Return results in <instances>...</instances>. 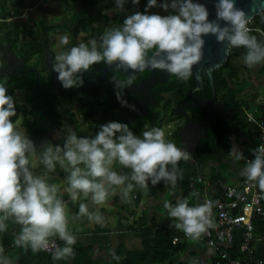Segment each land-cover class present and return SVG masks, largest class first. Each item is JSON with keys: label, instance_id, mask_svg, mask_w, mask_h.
I'll return each mask as SVG.
<instances>
[{"label": "clouds", "instance_id": "9594fccd", "mask_svg": "<svg viewBox=\"0 0 264 264\" xmlns=\"http://www.w3.org/2000/svg\"><path fill=\"white\" fill-rule=\"evenodd\" d=\"M128 2L114 0L121 11ZM139 3L131 0L134 6ZM154 7L169 14H150L148 10ZM214 8L215 19L210 21L208 9L198 0H147L143 12L126 15L119 26L107 27L98 39L92 37L59 51L52 57L51 70L64 89L80 86V75L94 64L115 65L126 73L131 70L126 80L112 77L117 99L126 105L122 90L134 83L136 73L152 69L181 81L192 77L193 66L203 57L204 36L226 42L225 55L233 48H243L240 60L246 67L264 66V30L249 26L252 17L238 8L235 0H216ZM259 14L264 17V11ZM59 43L68 45L69 36L62 35ZM16 109L6 82L0 83V234L10 232L11 222L15 247L34 254L50 251L53 261L75 255L77 235L70 228L69 202L78 203L72 223L86 220L103 227L106 218L99 206L110 196L118 194L123 203H128L136 188L147 192L149 182L155 186L163 181L175 187L183 177L179 163L192 159L186 149L166 139L162 128L152 127L137 136L119 121L99 125L92 135H78L71 126L63 125L55 134L62 138V144L45 140L38 150L27 130L14 122ZM247 119L264 129L251 113H247ZM228 155L234 161L245 160L239 176L256 190L254 199H264V143L251 149L250 159L235 145ZM116 164L127 171L116 170ZM41 166L44 171L37 173ZM58 168L65 173L63 188L49 176ZM229 194L238 193L229 189ZM192 196L198 198L199 193ZM218 204L205 197L194 206L187 198H178L175 203L165 201L163 206L173 221L170 227L187 239L199 241L216 227L213 209ZM109 254L114 260L120 259L115 251ZM16 260L0 244V264H16Z\"/></svg>", "mask_w": 264, "mask_h": 264}, {"label": "flooded vegetation", "instance_id": "af4514ba", "mask_svg": "<svg viewBox=\"0 0 264 264\" xmlns=\"http://www.w3.org/2000/svg\"><path fill=\"white\" fill-rule=\"evenodd\" d=\"M49 1L32 2L23 14L9 12V17L5 19L1 18L3 12L0 14V21H13L19 26L31 24L39 27L37 34L36 30L32 29L36 34L34 36H28L26 32L29 25L25 26V30L23 29L24 31L19 35V37L25 35L26 40L33 37L42 43L41 50L29 59L25 60L11 46L0 42V83L6 82L8 94L16 100L17 115L13 118L14 122L17 123L19 120L17 124L27 130L29 137L36 142L38 150L43 147L42 142L45 140L53 144H62V138H54L63 125L71 126L78 135H92L98 130L99 125L109 121H119L127 124L133 133L139 136L147 129V123L154 119L155 112L161 111L160 113H175L177 118L164 125L168 126L165 127L166 135L170 133V136L175 128L177 134L181 130L180 147L184 146L183 148L186 150L188 148L187 151L190 152L195 148L198 140L204 136V132L215 117L227 116L225 104L218 99L217 94L215 99L211 98L212 89L207 77L203 74H201L200 82L195 83L193 76L188 82L181 81L159 70L153 72L146 69L136 73L134 83L122 90V99L126 101V105L117 99L112 82V77H117L116 71L119 70L110 68L102 75L106 66L104 63L94 64L89 71L81 74L82 84L80 86L64 89L57 79V74L51 70L52 57L65 48L75 46L80 41L86 42L92 37L98 39L107 27L114 26L113 19L116 20L122 11L111 3L114 0L99 2L93 7L87 5V1L83 4L82 0L80 2L71 0L70 7L76 9L75 11L78 10L75 4H81L80 13L83 16L74 19L69 33L58 28V37H56L53 31L49 30L50 34L42 29L43 25L48 26L47 22H56L55 18L53 21L47 19L45 13L50 8L59 9L56 4L60 2L53 0L55 4L53 5ZM6 2L7 0L4 4ZM144 2L143 11L147 0ZM42 3L49 4L50 7H45ZM36 4L46 10L39 11ZM109 4L111 7H107ZM5 8L7 6L3 8L6 11ZM111 9L114 10L115 18L106 13ZM29 10L37 11L39 18L31 21L24 18L25 12ZM90 11H93L97 17L95 23L90 21L86 15ZM82 18L88 22V31L72 34L74 24ZM111 18L112 20L109 21ZM25 19L28 22H24ZM52 24L55 26L54 23ZM62 35L69 36V44L66 46L57 44ZM125 75L126 77L120 80H126L128 74ZM112 100L114 102L111 104ZM110 106L113 107L110 108ZM41 168L43 169L42 166Z\"/></svg>", "mask_w": 264, "mask_h": 264}, {"label": "trees", "instance_id": "16d2710c", "mask_svg": "<svg viewBox=\"0 0 264 264\" xmlns=\"http://www.w3.org/2000/svg\"><path fill=\"white\" fill-rule=\"evenodd\" d=\"M90 7L95 6L99 2L106 0H86ZM160 0H158V3ZM111 7V4L107 5ZM149 13H157L160 15H167L159 7H154L148 10ZM9 12H4L1 18L9 17ZM107 19V17L105 16ZM256 26L264 30V17L261 15L254 18ZM79 31H88V22L85 19L76 21L73 27L72 34ZM28 36H34L35 32L32 28L26 30ZM21 28L16 22L0 21V42L8 44L20 56L29 59L32 55L37 54L41 50L42 43L37 39L31 38L26 40L25 35L19 37ZM244 52L243 48H233L228 58L224 63L213 71L215 78V88L218 99L224 102L227 116H217L213 122L207 127L204 136L201 137L195 148L189 153L192 159L187 162L185 169L192 172L193 176L198 174V171L207 170V178L210 180H224L228 181L226 177L221 174V171L229 169L231 166V157L228 155L230 148L235 145V142L243 140L245 148L242 150L246 157H251V149L255 148L257 144L258 131L254 123L247 120L241 106L239 105L240 92L244 88V81L241 76V66L238 64L241 54ZM117 77L123 79L125 74L116 71ZM190 81V78L188 79ZM188 80H186L188 82ZM113 100L110 101L112 104ZM113 106H110L112 108ZM161 112V111H160ZM155 112L154 119L147 123V129L152 127H160L169 124L177 118L175 113H160ZM197 116V113H196ZM141 129V128H140ZM141 131V130H140ZM171 142H174L177 147H180L181 141L175 128L169 136ZM241 165L243 161H240ZM43 170L41 167L36 169ZM51 182L56 179L50 177ZM189 179V178H188ZM188 181V180H187ZM187 183V182H186ZM189 188L184 192V195L179 198H186ZM67 196L65 195V198ZM172 203H175L173 201ZM147 211L141 213L127 224V231L140 233L141 241L140 247L136 249H129L123 245H118L114 251L119 260L109 258L107 264H167L172 263L171 259L181 256L188 248L189 243H184L181 246L173 247L171 238L174 235V228L157 223L153 217L147 218ZM257 230L264 231V221H257ZM12 224L10 222V232L7 234H0V244L6 249V254L13 252L15 258L18 257L16 264H95L92 258L93 247L91 244L85 242L82 237L77 238V243L73 246L75 255L69 260L52 261L51 253L40 251L32 253L30 250L25 252L21 248L14 245L13 235L11 232ZM74 232V231H73ZM75 233V232H74ZM76 234V233H75ZM62 241L58 240V244L62 245ZM237 243V241H235ZM234 254V248L228 249ZM193 255V254H192ZM196 259L195 256H193ZM173 264V263H172ZM176 264H191L189 261L178 262ZM213 264V263H211Z\"/></svg>", "mask_w": 264, "mask_h": 264}, {"label": "rangeland", "instance_id": "374dc122", "mask_svg": "<svg viewBox=\"0 0 264 264\" xmlns=\"http://www.w3.org/2000/svg\"><path fill=\"white\" fill-rule=\"evenodd\" d=\"M41 1H44V0H41ZM144 1H146V0H140V3L138 5L134 6L131 4V0H129V2L124 5V11H122L121 14L118 15L119 19H118V16H117L116 20L113 19L112 23H114V26H119L123 22L126 15H128V14H132V13L137 12V11L143 12V7L145 4ZM4 2H5V0H0V14H1V12L6 13V11L11 12L12 14H17L18 12L24 13L25 9L27 7H30L32 2L36 3L37 0H7V2L5 4H4ZM49 2L53 5H55L53 0H50ZM57 2H60V3L56 4L59 9L53 8L54 10H52L50 8L45 13V17L47 19L53 21V19L55 18L54 20H56V22H47V24L49 26L47 31L48 32L53 31L56 34V37H58V35H57L58 28L61 30L62 29L66 30V33H69L71 28H72V23L74 22V19H76L77 17L83 16L82 13H80V9H81L80 5L81 4H75L76 8L78 7V10L75 11L76 9L74 10V9H72V7H70L69 2H71V0H58ZM74 2H80V0H74ZM85 2H86V0H82L83 4H86ZM111 3L114 4V2H111ZM39 5H40V3H39ZM5 6H7V8H5L6 11L3 10V8ZM13 6H15V7H13ZM36 6L39 8V11H41V9L46 10V8L40 7L41 5L38 6L36 4ZM106 13L109 14L111 17L115 18V16H114L115 13H114L113 9L107 11ZM86 15H88L87 17L89 18L90 21L95 23V19L97 17L93 11L87 12ZM39 16L40 15H38L37 11L29 10V11L25 12L24 18H27V19H29V21H31V20H34L36 18H39ZM111 20H112V18L109 19V21H111ZM23 21L28 22V21H26V19ZM52 23H54L55 26H53ZM25 26H27V24ZM25 26H23V25L20 26L21 32L24 31L23 29L26 28ZM45 27H47V25H45ZM37 28H38V26H37ZM50 34H51V32H50ZM57 44L59 45V41L57 42ZM237 62L240 66H242L241 76H242V79L244 81V83H243L244 84V88H243L244 92H242L241 98H244L247 100L248 96H246V95L248 93L252 94L255 91V93H256L255 96L257 95L258 101H260L263 94H264V66L258 65L254 68H249V67L243 68L244 64L241 62V60L238 59ZM17 123H19V120L17 121ZM165 127L166 126H164V125L162 127V129L165 132V137H166V139L170 140V137H168V135H166ZM54 139H58V138L55 137ZM235 146L240 151H242L245 148L243 140L242 141L239 140V141L235 142ZM230 164H231V166L229 167V169L227 168V169L221 171V174L224 177H226V179L229 182L233 181V179H232V176H233L232 166H236L238 169H241L240 168L241 167L240 161H234L231 158ZM186 166H187V162L181 161L179 163V167L181 169L185 168ZM121 170L122 169L119 166L118 171H121ZM183 170L184 169H182V172L184 175L186 170L185 171H183ZM42 171H44V170H38L36 172L40 173ZM122 171H127V170L123 169ZM64 175H65V173H63L61 170H59V168L57 169L56 173H50L49 174L50 177H53L56 179V181L54 183H57L58 186H60L61 188H63V186H64V184H63ZM192 176L193 175H191V177ZM177 182L178 183H176L175 187H172L170 185H166L163 181H161L160 183H158L155 186H152L149 182V190L147 192H145L142 189L136 188L133 191V193L131 194V200L128 203H123L121 201L119 195L117 194L116 195L118 197V203L117 204H118V206L123 205V207L125 208V211L119 210L117 205L109 204V202L113 199V197H116V196H110L111 200L109 199L107 203H105L104 205H101V207H102L101 211L105 215L106 222H105L103 227H101L100 225L98 227L109 228L112 231V233L111 234H98V233L97 234H90L89 233L87 235V238H84V240L86 242L95 241L96 244L99 245V250L103 251L102 254L105 256L109 255L110 251L113 249V247L120 240L121 234H119L117 231H119L120 229H124L125 228L124 226H126V224H129L134 218H136L141 213V210L145 206H147L149 208V213L147 216L148 219H150L151 217H156V220H159L160 222L164 221V222H167L169 224L170 219L168 218L167 210L164 208L163 205H164L165 201H169L173 197L175 192L180 194L184 190V188H185L184 176L182 177V179H178ZM65 200H68V197H66ZM81 200L86 202V203L88 202V201L84 200L83 197H81ZM192 200H193V196L190 195L189 196V202ZM69 209H70L69 214L74 215L75 212L78 210V203L74 205L71 202H69ZM117 215H118V218H117ZM69 220H70V225L73 224L70 218H69ZM79 223L82 225H85V226L86 225L92 226L86 220H84L83 222H79ZM76 224H78V222H76ZM73 225H75V224H73ZM132 237H134V239H135V236L132 235ZM191 248L198 252V258H197L198 260L197 261L203 262L204 264L207 263L206 255L207 254L210 255L211 250L204 248V247H201L200 245H198L195 242L191 243ZM189 251H190V249L185 251L181 256L176 257V258H172L171 262L173 264H176L178 262L189 261V262H191V264H193L196 260L189 253ZM9 255L14 260H16L13 252H9ZM16 263H17V260H16ZM172 263H167V264H172Z\"/></svg>", "mask_w": 264, "mask_h": 264}, {"label": "built area", "instance_id": "2783aa9c", "mask_svg": "<svg viewBox=\"0 0 264 264\" xmlns=\"http://www.w3.org/2000/svg\"><path fill=\"white\" fill-rule=\"evenodd\" d=\"M249 26L253 29L260 28L255 25L254 19ZM239 105L246 118L247 113H251L260 125H264V94L260 101L256 98L252 104L239 99ZM255 125L258 131L257 146L264 143V129ZM241 161L245 163V160ZM187 187L190 191L199 193L197 203H202L205 197L219 201L218 206L213 209L216 227L197 241L213 249V264H264V231H258L255 223L264 221V199H254L256 190L250 189L242 177L237 183L229 184L224 180L212 181L199 174L189 177ZM229 189H236L238 194L230 195ZM187 240L189 239L182 232L176 230L171 244L177 247ZM56 242L58 243V239ZM231 248L235 249L234 254L228 250Z\"/></svg>", "mask_w": 264, "mask_h": 264}, {"label": "crops", "instance_id": "0c3cea01", "mask_svg": "<svg viewBox=\"0 0 264 264\" xmlns=\"http://www.w3.org/2000/svg\"><path fill=\"white\" fill-rule=\"evenodd\" d=\"M42 5H44L45 7H50V5L49 4H43L42 3ZM17 14H21V12H18ZM23 14V13H22ZM27 25H29V27L28 28H32L33 30H36V34L38 33V29H39V27L37 28V26H35V25H31V24H27ZM27 27V26H26ZM48 28H49V26H47V27H45V26H43L42 27V29L43 30H48ZM25 30V29H24ZM35 34V35H36ZM246 66L245 65H243V68H245ZM241 70H242V66H241ZM242 92H244V89L240 92V96H239V99H241V100H243V102H245V103H247V104H249V103H253L254 102V100L257 98V95L255 96V91H254V93H252V94H247L246 96H248V99L246 100V99H244V98H241V94H242ZM240 164H241V162H240ZM241 167L240 168H242L243 167V165H240ZM118 167L119 166H114V168L116 169V170H118ZM232 168H233V170H232V172H233V176H232V179H233V181H226L227 183H229V184H234V183H237L238 181H239V179L241 178L240 176H239V170L240 169H238L236 166H232ZM182 169H184L183 171H185L186 169L185 168H182ZM188 174V175H187ZM198 174L199 175H203L204 177H208L207 176V170L206 169H204L202 172L201 171H198ZM197 174V175H198ZM191 175H193L192 174V172H190L189 170H188V172H187V170L185 171V174L183 175L184 176V178H185V188H184V190L179 194V193H177V192H175L174 193V195H173V197L169 200L170 202H173V201H176L180 196H182V195H184V192H185V190L187 189V180H188V178L189 177H191ZM209 179V178H208ZM213 181V180H212ZM179 182V181H178ZM177 182V183H178ZM192 193H193V191H189L188 193H187V195H186V198L189 200V196L190 195H192ZM117 197V196H116ZM116 197H113V199L111 200L110 198V202H109V204H112V205H117V207L119 208V210H123V211H125V208L123 207V205H120V206H118V197L116 198ZM197 203V198L196 197H193V200L192 201H190L189 202V205L190 206H194L195 204ZM100 207V210H102V207L101 206H99ZM147 211V213H149V208L147 207V206H145L141 211ZM148 216V215H147ZM71 217H72V214H69V218L71 219ZM117 218H118V215H117ZM148 218V217H147ZM151 218H153V217H151ZM150 218V219H151ZM155 219H156V217H154ZM157 221V223H159V224H161V225H166V226H168V227H170V225L173 223V221H171V220H169V224L167 223V222H160L159 220H156ZM73 224H75V225H73ZM73 224H71L70 225V228H71V230L72 231H74L75 233H76V235H77V238L78 237H82L83 239L84 238H87V235L90 233V234H111L112 233V231L109 229V228H100V227H98L99 225H93V224H90V225H92V226H85V225H82V224H80L79 222H78V224H76V223H73ZM75 226V227H74ZM126 226H127V224H126ZM125 227V226H124ZM119 234H121V237H120V240L118 241V243L113 247V249L111 250V251H114V249L118 246V245H123V246H125L126 248H129V249H136V248H139L140 246V241H141V234L140 233H135V232H131V231H127V229H126V227L124 228V229H120L119 231H117ZM176 232V229L174 228V233ZM132 235L133 236H135V239H134V237H132ZM89 238V237H88ZM86 242V241H85ZM94 242V243H93ZM93 242H87V243H89V244H91L92 245V247H93V250H92V258H93V260H94V262H95V264H107V262L109 261V258L111 257V255L109 254V255H107V256H105V255H103L102 253H103V251H100L99 250V245L98 244H96V242L95 241H93ZM192 242H195V243H197L198 245H200L201 247H204V248H207V249H209V250H211V253H210V255H206V261H207V263H205V264H211V263H213V258H214V251H213V249H211V248H208V247H205V246H203V245H201L200 243H198L197 241H192V240H187L185 243H189V248L187 249V250H189L190 249V251H189V253L192 255V256H195L196 257V261L193 263V264H204L203 262H199V261H197L198 259V252L196 251V250H194V249H192L191 248V243ZM181 246V245H180ZM186 250V251H187ZM9 254V253H8ZM191 263V262H190Z\"/></svg>", "mask_w": 264, "mask_h": 264}, {"label": "water", "instance_id": "95a60500", "mask_svg": "<svg viewBox=\"0 0 264 264\" xmlns=\"http://www.w3.org/2000/svg\"><path fill=\"white\" fill-rule=\"evenodd\" d=\"M193 2H197V0H193ZM198 2L204 4L206 8L208 9V12H209L208 19L210 21L214 20L215 19L214 4L216 0H198ZM235 3L238 8H242L245 12H248L249 15L252 17V19L259 16L260 15L259 13L261 11H264V0H235ZM220 23L223 26V22L221 21ZM203 39L205 40V44L203 47V57L198 64L193 66L192 76H193L194 82L198 83L201 80V74L205 75L212 89L211 98L215 99L216 90L214 86L213 71L216 68H219L224 63V61L228 58V56L225 55L226 42L218 43L216 41V38L212 35L204 36ZM12 55H14L13 52H12ZM110 68L116 69L115 65H112V66L106 65L105 68L103 69L102 75H104ZM149 70L153 72L156 71L152 69H149ZM119 71L125 74L131 73V70H128L127 73L124 72L123 70H119ZM37 80L38 78L36 79V82ZM35 86H36V83H35ZM178 135L182 136L181 130L178 131ZM187 150L189 149L187 148Z\"/></svg>", "mask_w": 264, "mask_h": 264}, {"label": "bare ground", "instance_id": "6f19581e", "mask_svg": "<svg viewBox=\"0 0 264 264\" xmlns=\"http://www.w3.org/2000/svg\"><path fill=\"white\" fill-rule=\"evenodd\" d=\"M159 127V126H158ZM53 261V260H52Z\"/></svg>", "mask_w": 264, "mask_h": 264}]
</instances>
